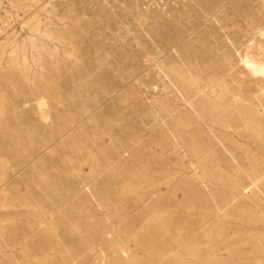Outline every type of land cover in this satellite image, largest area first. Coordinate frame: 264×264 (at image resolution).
Returning <instances> with one entry per match:
<instances>
[{
	"label": "rangeland",
	"instance_id": "1",
	"mask_svg": "<svg viewBox=\"0 0 264 264\" xmlns=\"http://www.w3.org/2000/svg\"><path fill=\"white\" fill-rule=\"evenodd\" d=\"M208 1V5L205 0L169 4L175 5L177 21L172 32L163 20L157 27L162 32L159 63L166 70L162 73L155 67H104L118 64L122 57L117 55L106 57L103 67H99L94 65L96 54H84L80 60L88 64L86 68L36 71L25 74V78L17 75L14 84H1L0 264H102L110 253L109 246L102 244L103 230L109 231L114 240L125 241V255L132 256L138 264H264L261 255L255 253L264 248L263 240H257L259 235L264 236V201L253 187L258 185L264 192V145L244 129L230 105L214 109L183 80L176 81L174 73L182 68L180 72L190 69L199 78L203 76L200 88L214 79L225 81L237 98L262 96L264 38L254 39L247 32L251 23L248 17L255 13L262 18V23L255 20L257 25L264 26V0ZM167 4L163 1L164 8ZM13 27L15 33L24 32L19 22H14ZM3 40L0 36V46ZM143 59L144 65L150 64L149 56ZM250 102L253 109L261 105L260 109H264V95L262 101ZM175 119L186 127V137L181 136L184 129H178ZM190 137H195L198 149L203 148L214 162L203 165L195 160ZM196 161L203 165L202 170ZM206 169L215 177L211 174L205 178ZM194 173L196 179L192 177ZM229 176L232 183L224 180ZM232 198L235 205L244 208L246 216L232 218L227 214L232 209ZM159 212L169 215L165 226L162 222L158 227L165 235L157 234L153 224L160 222L154 216ZM135 233H139V239L130 240ZM91 235L95 247L88 250ZM259 242L263 245L259 246ZM193 244L201 251L192 260L185 256L184 249ZM156 252L164 255L154 258ZM208 256L213 257L212 261ZM122 261L119 264H124Z\"/></svg>",
	"mask_w": 264,
	"mask_h": 264
},
{
	"label": "bare ground",
	"instance_id": "2",
	"mask_svg": "<svg viewBox=\"0 0 264 264\" xmlns=\"http://www.w3.org/2000/svg\"><path fill=\"white\" fill-rule=\"evenodd\" d=\"M49 0H0V36H2V39H4L3 43H1L0 46V87L1 84L5 81H9L10 84H14L15 78L17 75H25L30 74L32 72L36 71H46V70H67V69H82L86 68L88 64H84L81 62V58L84 54H96V60L94 64L95 66L103 67V61L106 57L111 55H117L122 57L121 60H119L115 64V62L110 63L104 67H121L123 69H152V67L158 68V70L161 71V73L165 70L163 65L159 63L160 61V54L162 53L160 48V39L162 36V32L159 30L158 25L159 21L163 20L169 25V30L173 31V25L177 21L174 13V7L177 4L176 2H179V0H166L168 1V4L166 7H163V1L165 0H54V2L49 3ZM52 1V0H51ZM175 2L173 5H169L171 2ZM205 3L208 5L209 1L205 0ZM228 3V2H227ZM227 4H225L226 6ZM206 6V5H205ZM224 7V6H223ZM130 8L132 9V13L130 12ZM221 10V9H220ZM222 11V10H221ZM220 11V12H221ZM3 12H5V15H3ZM226 12V11H225ZM219 13V12H218ZM216 14V13H215ZM214 14V15H215ZM217 15V14H216ZM259 13H255L254 15L249 16L248 18L251 20V23L248 24L249 36H252L254 39L257 38V36L264 38V26L260 27L257 25V21L262 23L261 16L258 17ZM261 15V14H260ZM256 16L258 17L256 19ZM91 17V18H90ZM94 17L93 20H91ZM213 17V16H212ZM211 17V18H212ZM257 20V21H255ZM212 21V20H211ZM210 21V22H211ZM14 22H19L24 25V29L21 33H15L13 24ZM207 22V21H206ZM205 24V23H204ZM207 25V24H206ZM153 27L154 30H153ZM23 28V27H22ZM204 28V27H203ZM202 29V28H201ZM146 30H148L146 32ZM150 30V31H149ZM153 30V31H152ZM199 30V29H198ZM197 30V31H198ZM196 31V32H197ZM195 32V31H194ZM199 32V31H198ZM245 33V32H244ZM243 33V34H244ZM153 34V35H152ZM147 38V36H149ZM248 37V36H247ZM250 38V37H248ZM251 40V39H250ZM115 45L118 47L115 49ZM259 47V46H258ZM242 48V47H241ZM253 48V47H252ZM174 49V48H173ZM244 49V48H243ZM261 51V50H260ZM259 51V52H260ZM262 52V51H261ZM169 53V52H168ZM254 53V52H253ZM131 55H134L136 58H131ZM147 55L150 58V64L144 65L143 62L145 61L143 57ZM166 55V54H165ZM225 55V54H224ZM164 57V56H163ZM138 58V59H137ZM257 58V57H256ZM163 59V58H162ZM164 60V59H163ZM224 60V59H223ZM192 61V60H191ZM232 61V59H231ZM259 63V62H258ZM170 64V63H169ZM198 64V63H197ZM264 64V63H262ZM175 65V64H174ZM243 65V64H242ZM173 67V66H171ZM192 68V66H190ZM199 67V66H198ZM167 68V67H166ZM179 69V68H178ZM182 68H180L181 71ZM196 69V68H195ZM198 69V68H197ZM170 70V68H169ZM184 70V69H183ZM190 70V69H189ZM183 71L176 73L174 71L175 76H177V80H183L182 83L186 84V87L192 88L191 91L196 90L197 96L200 98L205 99V102L211 103L210 105L213 106L216 110H221L226 105H230L233 110H235L238 113V118L245 126L244 129L248 130L249 134L252 136H257L258 139L262 142L261 144L264 145V109H260L262 107L261 103H258L261 105L259 109H253L254 105L253 100H263V95L260 97H257L250 100H246L245 98H237L236 93L231 90L230 84L227 85V83L222 81H215L216 79H213L212 81H208L207 84H205L202 88L199 86L203 84L200 78L193 72ZM231 70V69H230ZM238 70V69H237ZM149 71V70H148ZM166 71V70H165ZM235 71V70H234ZM262 73H264V66H261ZM68 72V71H67ZM145 72V71H144ZM159 72V71H158ZM170 72V71H168ZM160 73V72H159ZM160 73V74H161ZM172 73V71H171ZM169 73V74H171ZM232 73V72H231ZM234 73V72H233ZM168 74V73H167ZM166 74V75H167ZM165 75V74H164ZM165 75V76H166ZM172 76V75H171ZM174 76V77H175ZM161 77V76H160ZM218 77V76H216ZM21 78V77H20ZM25 78V76H24ZM28 78V77H27ZM164 78V77H163ZM52 79V78H51ZM211 79V78H210ZM219 79V78H218ZM19 80V79H17ZM167 80V78L165 79ZM172 80V79H171ZM209 80V79H208ZM222 80V77H221ZM23 81V80H22ZM170 81V80H169ZM175 81V82H176ZM232 81H235L232 79ZM8 83V82H7ZM16 83V82H15ZM168 83V81H167ZM174 83V81H173ZM242 83V82H241ZM245 83V82H244ZM171 84V83H170ZM182 85V84H181ZM241 85V84H240ZM8 86V84H7ZM173 85H171L172 87ZM180 86V84H179ZM235 86V85H234ZM238 86V85H237ZM15 87V86H14ZM185 87V88H186ZM239 87V86H238ZM184 88V89H185ZM1 89V88H0ZM188 89V90H189ZM194 89V90H193ZM13 90V88H12ZM176 90V89H175ZM183 90V89H182ZM187 90V89H186ZM20 91V90H19ZM44 91V90H43ZM181 91V90H180ZM163 92H165L163 90ZM190 92V91H189ZM260 92V91H259ZM177 93V92H176ZM192 93V92H191ZM13 94V93H12ZM186 94V93H185ZM181 95V94H180ZM178 94V96H180ZM241 96V95H240ZM253 96V95H252ZM196 97V96H195ZM198 97V98H199ZM219 97V98H218ZM6 98V97H5ZM25 98V97H24ZM181 98V97H180ZM197 98V97H196ZM199 98V99H200ZM247 98V97H246ZM129 99V98H128ZM5 99L3 98V101ZM12 100V98H11ZM184 100V98H183ZM190 101V100H189ZM160 102V101H159ZM228 102V103H227ZM250 102V104L248 103ZM40 103V102H39ZM157 103V102H156ZM204 103V102H203ZM252 103V104H251ZM2 104V102H1ZM10 104V103H9ZM158 104V103H157ZM186 104V103H185ZM264 104V103H263ZM253 105V106H252ZM5 106V105H4ZM2 106V107H4ZM164 106V105H162ZM193 108L194 106L191 105ZM207 106V105H206ZM160 107V106H159ZM200 107V106H199ZM202 107V106H201ZM264 107V106H263ZM1 108V107H0ZM7 108V107H6ZM100 108V107H99ZM98 108V109H99ZM209 108V106H208ZM227 108V107H226ZM4 109V108H3ZM84 109V108H83ZM167 109V108H166ZM196 109V107H195ZM230 109V107H228ZM8 110V109H7ZM225 110V109H224ZM4 111V110H3ZM166 111V110H165ZM164 111V113H165ZM169 111V110H168ZM191 111V110H190ZM202 111V110H201ZM208 111V110H207ZM8 113V112H6ZM168 113V112H167ZM170 113V114H169ZM169 117L171 115V111L169 112ZM10 114V113H9ZM42 114V113H41ZM1 115V114H0ZM3 115V114H2ZM1 115V116H2ZM5 115V114H4ZM161 115V114H160ZM0 116V117H1ZM167 116V115H166ZM188 117V115H186ZM165 117V116H163ZM235 117V116H234ZM166 119V118H165ZM172 119V118H171ZM199 119V118H198ZM169 120V119H168ZM176 120V119H175ZM238 120V119H236ZM3 121V120H2ZM167 121V120H166ZM170 121V120H169ZM200 121V120H199ZM173 122V121H172ZM1 123V122H0ZM178 129L181 127L183 128V123L180 121H177ZM200 123V122H199ZM234 123V122H233ZM2 124V123H1ZM3 125V124H2ZM203 125V124H202ZM236 125V123H235ZM240 125V124H237ZM175 125V128L177 127ZM191 126V125H190ZM189 126V127H190ZM228 126V125H227ZM242 127V124L240 125ZM77 127V126H76ZM188 127V129H189ZM236 127V126H235ZM234 127V128H235ZM238 127V128H241ZM174 128V129H175ZM180 128V129H181ZM237 128V127H236ZM74 129V128H73ZM72 129V130H73ZM172 129V128H171ZM184 129V128H183ZM182 130V129H181ZM239 130V129H237ZM236 130V131H237ZM243 130V129H242ZM240 129V132L242 131ZM243 130V132H245ZM96 131V130H95ZM177 129H175V132ZM183 132L181 133L184 135V131L187 132V129L185 127ZM178 132V131H177ZM210 132V131H209ZM242 132V133H243ZM24 133V132H23ZM174 133V132H173ZM172 133V134H173ZM180 134V132H178ZM177 134L174 133V137ZM187 135H190L187 134ZM220 135V134H219ZM1 136V135H0ZM66 136V135H65ZM102 136V135H101ZM172 136V137H173ZM180 135H178L179 137ZM185 136V135H184ZM212 136V135H211ZM34 137V136H33ZM186 137V136H185ZM214 137V135H213ZM220 137V136H219ZM4 138V137H2ZM68 138V137H66ZM184 138V137H183ZM198 139V137L196 136ZM206 138V136H205ZM74 139V138H73ZM80 139V138H79ZM180 139V137L178 138ZM191 139V151L196 156L195 160L198 159L200 163H204L203 165H206L207 163H211L214 160L208 159L209 157L205 155L204 149H198L197 141L195 137H190ZM207 139V138H206ZM214 139H216L214 137ZM229 139V137L227 138ZM20 140V139H19ZM40 140V139H39ZM176 140V139H175ZM217 140V139H216ZM225 140V139H224ZM235 140V139H234ZM75 141V140H74ZM113 141V140H112ZM174 141V140H173ZM180 141V140H179ZM189 141V140H188ZM206 141V140H205ZM221 141V139H220ZM232 141V140H231ZM63 142V141H62ZM183 142V141H182ZM217 142V141H216ZM226 145L229 143L228 141H225ZM228 142V143H227ZM252 142V141H251ZM99 143V142H98ZM179 144V142H176ZM181 143V141H180ZM204 143V141H203ZM202 143V144H203ZM212 143V142H211ZM220 143V142H219ZM223 143V141L221 142ZM220 143V144H221ZM3 144V143H2ZM177 144V145H178ZM185 144V143H184ZM231 144V143H229ZM237 144V143H236ZM235 144V145H236ZM183 145V143H182ZM181 145V146H182ZM189 145V144H188ZM217 145V144H216ZM215 145V146H216ZM233 145V144H232ZM234 145V146H235ZM24 146V145H23ZM185 146V145H183ZM221 146V145H220ZM224 146V143L222 147ZM231 146V145H230ZM188 147V146H187ZM232 147V146H231ZM190 148V145H189ZM80 149V148H79ZM91 149V148H90ZM210 149V148H209ZM219 149V147H218ZM224 149V148H223ZM241 150V148H240ZM188 151V150H187ZM223 151V150H222ZM262 151V150H261ZM191 152V153H192ZM214 152V151H213ZM212 152V153H213ZM224 152H226L224 150ZM210 153V152H209ZM211 153V154H212ZM219 153V152H218ZM244 153V152H243ZM214 154V153H213ZM52 155V154H51ZM210 155V154H209ZM192 156V155H190ZM216 156V155H214ZM194 157V156H193ZM216 158V157H215ZM232 158V157H231ZM246 158V157H245ZM37 159V158H36ZM192 159V157H191ZM251 159V158H250ZM40 160V159H39ZM193 160V159H192ZM212 160V161H210ZM216 160V159H215ZM219 159H217L218 162ZM233 160V158H232ZM252 160V159H251ZM189 161V160H188ZM194 161V160H193ZM196 161V162H198ZM220 161V160H219ZM216 162V161H215ZM232 162V161H231ZM195 163V162H194ZM199 164V168L202 170V164ZM206 163V164H205ZM45 165V164H44ZM66 165V164H65ZM202 165V166H200ZM214 165V164H213ZM212 165V166H213ZM142 166V165H141ZM195 166V164H194ZM193 166V167H194ZM211 167V165H208ZM207 166V169H210ZM217 166V165H214ZM213 166V167H214ZM192 167V168H193ZM212 167V168H213ZM4 168V167H3ZM204 168V167H203ZM206 168V167H205ZM196 169V168H195ZM206 169V170H207ZM214 169V168H213ZM216 169V168H215ZM215 169L213 172H215ZM194 170V169H193ZM197 170V169H196ZM199 170V169H198ZM200 170V172H201ZM204 170V169H203ZM192 171V170H191ZM207 170V175L204 174V177L211 175L212 172H209ZM212 171V169H211ZM217 171V170H216ZM4 172V171H3ZM171 172V171H170ZM169 172V174H170ZM196 172V171H195ZM203 172V171H202ZM221 172V170H220ZM49 173V172H48ZM199 173V171H198ZM205 173V172H204ZM140 174V173H139ZM173 174V173H172ZM171 174V175H172ZM228 174V173H227ZM232 174V173H231ZM134 175V173H133ZM174 175V174H173ZM177 175V174H176ZM195 173L192 175L193 178ZM213 175V174H212ZM230 175V174H229ZM234 175V174H233ZM33 176V175H32ZM47 176V175H46ZM50 176V175H49ZM167 176V175H166ZM175 176V175H174ZM172 176V178L174 177ZM197 176V175H195ZM202 176V175H201ZM214 176V175H213ZM191 177V178H192ZM198 177V176H197ZM205 177V178H206ZM211 177V176H210ZM215 177V176H214ZM225 177V175L223 176ZM46 178V177H45ZM202 178V177H201ZM218 178V177H217ZM132 179V178H131ZM170 179V178H169ZM196 179V178H195ZM204 179V178H202ZM209 179V178H208ZM11 180V179H10ZM29 180V179H28ZM135 180V178H134ZM134 180H132L134 182ZM226 180L228 183H232V178L229 176ZM30 181V180H29ZM137 181V180H136ZM222 181V180H221ZM213 182V181H212ZM218 182V181H217ZM225 182V181H224ZM189 183V182H188ZM33 184V183H32ZM133 184V183H132ZM137 185V184H135ZM134 185V186H135ZM219 185V184H218ZM133 186V187H134ZM152 186V184H151ZM155 186V185H154ZM127 187V186H126ZM150 187V186H149ZM148 187V188H149ZM255 187L256 194L261 199V201H264V192L261 189L260 186L256 185ZM136 188V187H134ZM138 188V186H137ZM141 188V187H140ZM152 188V187H150ZM145 189V188H144ZM147 189V188H146ZM253 189V188H252ZM126 190V189H125ZM138 190V189H137ZM154 190V189H153ZM175 190V189H174ZM235 190V189H234ZM251 189H249L250 191ZM130 191H132L130 189ZM142 191V190H141ZM148 191H151L148 189ZM233 191V190H232ZM253 191V190H252ZM3 192V191H2ZM128 192V191H127ZM138 192V191H137ZM246 192V191H245ZM251 192V191H250ZM130 193V192H129ZM134 193V192H133ZM139 193H141L139 191ZM214 193V192H213ZM248 193V192H246ZM252 193V192H251ZM250 193V194H251ZM44 194V193H43ZM126 194V193H125ZM124 194V195H125ZM138 194V193H136ZM142 194V193H141ZM218 194V193H217ZM255 194V195H256ZM1 195V194H0ZM123 195V194H122ZM130 195V194H128ZM149 195V194H148ZM213 195V194H212ZM2 196V195H1ZM22 198V197H21ZM58 198V197H57ZM95 198V197H94ZM200 198V197H199ZM223 198V197H222ZM250 198V197H248ZM247 198V199H248ZM161 199V198H160ZM225 200V199H224ZM257 200V199H256ZM226 201H224L225 203ZM234 200L232 198L230 206L227 214L237 218L239 215L243 217L244 208H242L240 205H235ZM256 203V202H255ZM43 204V203H42ZM216 204V203H215ZM228 206V205H227ZM256 206V205H255ZM187 207V206H186ZM192 207V206H191ZM261 206H259L260 209ZM85 208V207H84ZM198 208V207H196ZM251 208V207H249ZM248 208V209H249ZM255 208V207H254ZM252 209V208H251ZM169 210V209H168ZM172 210V209H171ZM170 210V211H171ZM187 210V209H186ZM191 210V209H190ZM222 210V209H221ZM175 211V209H174ZM173 211V213H174ZM188 211V210H187ZM218 211V210H217ZM149 212V211H148ZM165 212V210H164ZM168 212V211H166ZM165 212V213H166ZM177 212V211H176ZM190 212V211H188ZM194 213V210L192 211ZM190 212V213H192ZM196 212V211H195ZM250 212V211H249ZM248 212V213H249ZM165 213H153L156 217L155 219L160 220V222H153L155 227L160 226L162 223V226H165L163 224L166 223L167 216L169 215ZM218 212H216L217 214ZM148 214V213H147ZM151 214V213H150ZM171 214V213H170ZM176 214V213H175ZM205 214V213H204ZM210 214V213H209ZM212 214V213H211ZM219 214V213H218ZM226 214V215H227ZM188 215V214H187ZM196 215V214H195ZM246 216V214H244ZM263 215V214H262ZM175 216V215H174ZM189 216V215H188ZM191 216V215H190ZM225 216V215H224ZM147 217V216H146ZM151 217V215H150ZM175 216L174 218H176ZM187 217V216H186ZM219 217V216H218ZM221 217V216H220ZM219 217V218H220ZM226 218H230L225 216ZM224 217V218H225ZM154 218V217H153ZM217 218V216H216ZM234 218V219H235ZM249 218V216H248ZM149 219V215H148ZM190 219V218H188ZM244 219V218H243ZM246 219V218H245ZM86 220V219H85ZM171 220V219H170ZM170 220H167L170 221ZM205 220V219H204ZM238 220V219H236ZM241 220V218L239 219ZM249 221L247 223L250 222ZM147 221V220H146ZM150 221H152L150 219ZM232 221H234L232 219ZM245 221V220H244ZM72 222V221H71ZM87 222V221H86ZM237 222V221H236ZM144 223V222H143ZM146 223V222H145ZM160 223V224H159ZM149 224L146 223L145 225ZM152 222H150V226L153 225ZM144 225V224H143ZM144 225V226H145ZM153 225V227H154ZM1 226V225H0ZM51 226V225H49ZM152 227V228H153ZM154 227V228H155ZM161 227V226H160ZM2 228V227H1ZM55 228V227H54ZM95 227V232L97 231ZM149 228V227H148ZM151 228V229H152ZM90 229V228H89ZM108 229V228H107ZM160 229V228H159ZM157 230V234L164 232L161 230ZM53 230V229H52ZM143 231V227L141 229ZM150 230V229H149ZM167 230V229H166ZM170 230V228H169ZM220 230V229H219ZM56 231V230H55ZM137 231V230H136ZM147 231V230H146ZM153 231V229H152ZM156 231V229H155ZM211 231V230H210ZM5 232V231H4ZM93 232V231H92ZM216 232V231H215ZM248 232V231H247ZM3 233V232H2ZM145 233V232H143ZM181 233V232H180ZM179 233V234H180ZM183 233V232H182ZM218 233H220L218 231ZM253 232L249 233L252 234ZM257 233V232H256ZM260 233V232H259ZM1 234V233H0ZM71 234V233H70ZM139 233H135L131 237H129L130 240H135L137 238ZM141 234V231H140ZM148 234V233H146ZM209 234V233H207ZM125 235V234H124ZM123 235V236H124ZM127 235V234H126ZM161 235V234H160ZM165 235V234H164ZM187 235V234H186ZM213 235V234H212ZM217 236V233L214 234ZM223 235V233H222ZM254 235V234H252ZM257 235V234H256ZM259 235V234H258ZM159 236V235H158ZM163 237V235H161ZM211 236V235H210ZM250 236V235H249ZM49 237V236H48ZM220 237V236H218ZM248 239V236H246ZM245 237V238H246ZM252 237V236H251ZM249 237V238H251ZM254 237V236H253ZM257 237V236H256ZM255 237V238H256ZM84 238V237H83ZM128 239V237H126ZM166 238V236H165ZM223 238V237H222ZM258 241L264 242V236L259 235L257 237ZM55 239V238H54ZM139 239V238H137ZM155 239V238H154ZM164 239V238H163ZM181 239V238H180ZM215 239V238H212ZM219 239V238H218ZM224 239V238H223ZM222 239V240H223ZM254 239V238H253ZM101 240L102 244H106L109 246L110 253L106 255V257L102 260H100V263L102 261V264H119V260H124V264H138L134 262L132 259V256H126L125 255V241L119 242L114 240L113 237L110 236V232L103 230L101 233ZM120 240V239H119ZM149 240V239H148ZM183 240V239H182ZM256 240V239H255ZM218 242V240H215ZM214 241V242H215ZM221 241V239H220ZM257 241V243H258ZM128 242V241H127ZM126 242V243H127ZM156 242V241H155ZM154 242V243H155ZM164 241L161 243L163 244ZM249 242V241H248ZM252 242V241H251ZM256 242V241H255ZM95 241L94 238L91 235V238L89 240V247L88 250H91V248H94ZM158 243V242H157ZM172 243V242H171ZM254 243V242H253ZM262 243V242H261ZM51 244V243H50ZM59 244V243H58ZM57 244V245H58ZM130 244V243H128ZM177 244V243H176ZM175 244V245H176ZM206 244V243H204ZM209 244V243H207ZM256 244V243H254ZM260 244V242H259ZM86 245V244H85ZM127 245V244H126ZM181 245V244H180ZM186 245V244H185ZM188 245V244H187ZM202 245V244H201ZM228 245V244H227ZM257 245V244H256ZM263 245V243H262ZM261 244L259 246H262ZM103 246V245H102ZM211 246V245H210ZM215 246V245H214ZM86 247V246H85ZM105 247V246H104ZM130 247V246H129ZM128 247V248H129ZM203 247V246H202ZM212 247V246H211ZM248 247V246H247ZM155 248V247H154ZM153 248V249H154ZM158 248V247H157ZM176 248V247H175ZM197 245H191L187 247L186 249H182L185 256H190L191 258L196 257L197 253L201 250H199ZM207 247H203V249L206 250ZM215 248V247H214ZM218 248V246H217ZM240 248V247H239ZM245 248V247H244ZM258 249L256 254L259 253L261 255V259L264 261V248ZM87 249V248H86ZM150 249V248H149ZM208 249V248H207ZM256 249V248H255ZM102 250V249H101ZM156 250V249H155ZM154 250V251H155ZM181 250V251H182ZM213 250V249H211ZM235 250V249H234ZM237 250V249H236ZM107 251V252H109ZM147 251V250H146ZM175 251V250H174ZM180 251V252H181ZM183 251L181 253H183ZM210 250H208L209 252ZM215 251V250H214ZM220 251V250H219ZM232 251V250H231ZM151 252V251H150ZM149 252V254H150ZM153 252V251H152ZM20 253V252H19ZM27 253V252H26ZM131 253V252H130ZM162 252H160L161 254ZM167 253V252H166ZM180 253V254H181ZM216 252H214L215 254ZM236 253V252H235ZM238 253V250H237ZM240 253V252H239ZM127 254H129L127 252ZM159 253H153L154 258L160 259L161 255H158ZM173 254V253H172ZM171 254V255H172ZM232 254V253H231ZM254 254V253H253ZM26 255V254H25ZM28 255V254H27ZM147 255V254H146ZM164 255V254H163ZM170 255V253H169ZM200 255V253H199ZM210 255V254H209ZM220 255V254H219ZM237 255V254H236ZM99 256V255H98ZM137 256V255H136ZM149 256V255H148ZM173 256V255H172ZM181 256V255H180ZM211 256V255H210ZM208 256V259L210 258ZM231 256V255H230ZM138 257V256H137ZM151 257V258H153ZM166 256H164L165 259ZM176 257V256H175ZM213 257H215L213 255ZM210 258L211 259H213ZM234 258V256H232ZM255 257V256H254ZM101 258V257H100ZM150 258V257H148ZM163 258V257H162ZM161 258V261H163ZM171 258V257H170ZM174 258V257H173ZM179 258V257H178ZM192 258V260H193ZM221 258V257H220ZM219 258V259H220ZM243 258V256H242ZM248 258V257H247ZM43 259V258H42ZM141 259V258H140ZM183 259V258H182ZM215 259V258H214ZM219 259L217 262L220 263ZM239 259V258H238ZM260 259V260H261ZM44 260V259H43ZM48 260V259H47ZM126 260V262H125ZM167 260V257L165 261ZM169 260V259H168ZM175 260V259H173ZM178 260V259H177ZM188 260V259H185ZM190 260V259H189ZM188 260V261H189ZM196 260V259H194ZM209 260V261H210ZM223 260V259H222ZM51 261V260H50ZM164 261V262H165ZM207 261V262H209ZM212 261V260H211ZM243 261V260H242ZM259 261V260H258ZM36 262V261H35ZM63 262V261H62ZM151 262V261H150ZM154 262V261H152ZM158 262V260H157ZM168 262V261H167ZM171 262V261H169ZM173 262V261H172ZM177 262V261H176ZM185 262V261H184ZM216 262V263H217ZM232 262V261H231ZM248 262V261H247ZM244 264H248V263ZM257 262V261H256ZM178 263V262H177ZM181 261L179 262V264ZM183 263V262H182ZM215 263V261H214ZM223 263V261H222ZM226 263V262H225ZM224 263V264H225ZM241 263V262H239ZM250 263V261H249ZM69 264V263H68ZM150 264V263H149ZM159 264V263H158ZM163 264V263H162ZM194 264V263H193ZM242 264V263H241ZM252 264V263H251ZM256 264V263H255ZM261 264V263H259ZM263 264V262H262Z\"/></svg>",
	"mask_w": 264,
	"mask_h": 264
}]
</instances>
